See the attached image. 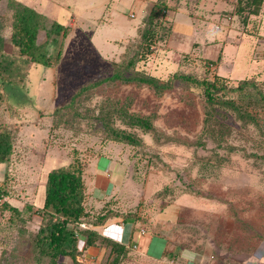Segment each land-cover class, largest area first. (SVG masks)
<instances>
[{
  "label": "rangeland",
  "instance_id": "374dc122",
  "mask_svg": "<svg viewBox=\"0 0 264 264\" xmlns=\"http://www.w3.org/2000/svg\"><path fill=\"white\" fill-rule=\"evenodd\" d=\"M17 1L44 12L49 22L57 20L58 7L71 12L90 8L84 17L91 25H76L68 29L65 37L50 38L46 47L50 65L31 63L10 42L12 11L7 7L8 0H0V36L6 42L3 47L0 40V128H6L12 137V152L6 161L0 162V198L6 204H0V264H49V259L41 257L35 246V234L43 222L35 213L39 208V189L49 170L76 158L82 163L83 171L94 159L115 162L112 175L117 179L113 181L112 202H118L119 207L114 211L140 212L142 222L147 223L144 227L167 203L176 201L181 205L177 222L168 225L167 235L174 246L203 249L217 259L220 249L226 253L261 251L264 248V103L256 101L259 97L253 87L223 94L224 99H232L241 104V109L255 114L256 121L248 122L239 119L229 107L216 106L205 124L203 88L179 79L173 82L171 91L162 95L155 94L147 85L119 81L89 89L74 105L73 109L82 116L77 123L70 121L77 117L63 106L80 86L110 76L124 55L126 61L132 60L126 74L138 71L164 81L175 72L197 79L219 77V82L228 88L236 87L242 79L253 78L264 90L262 48H256L254 43L247 50L239 45L236 51L229 43L224 51L232 60L219 57L217 46L210 42H219L222 19L204 16L198 7L199 0H165L166 5L170 3L166 7L169 11L165 9L157 18L151 52L144 57L138 33L143 22L135 35L119 42L130 23L141 21L139 14L135 19L129 17L138 0ZM179 7L183 12L177 10ZM111 10L113 13L109 14ZM107 14L108 25L93 26L97 15L106 18ZM114 14L120 18L115 20ZM178 16L184 23L191 22L194 31L176 26L169 48L173 50L167 53L168 38ZM242 20L239 18L235 23L242 27ZM109 36L116 37L119 40L116 45L121 43L122 49L119 56L106 59L100 53L105 54L108 49L101 41ZM222 39L229 40V35ZM45 40V31L40 30L37 42ZM194 41L198 47L192 46ZM178 42L184 44L185 51L174 50L178 49ZM64 44L67 50L54 60ZM110 102L129 112L154 115L153 125L158 132H145L114 118V127L133 133L141 144L133 146L110 140L92 117L101 105ZM30 107L35 109L31 112ZM57 108H61L59 112ZM61 115L66 122L55 127ZM8 119L15 124L8 127ZM27 121L36 125H30V130L25 126ZM27 204L33 208L27 209ZM82 245L79 241L78 264H109L107 252L89 259ZM140 260L139 255L131 253L120 264H141ZM55 264L73 262L70 257L60 256Z\"/></svg>",
  "mask_w": 264,
  "mask_h": 264
},
{
  "label": "trees",
  "instance_id": "16d2710c",
  "mask_svg": "<svg viewBox=\"0 0 264 264\" xmlns=\"http://www.w3.org/2000/svg\"><path fill=\"white\" fill-rule=\"evenodd\" d=\"M262 1L253 0L255 8L251 13L258 12V5ZM7 7L12 11L10 42L18 51V54L27 57L31 62L50 65L51 58L46 49L48 40L57 35L65 37L68 33V27L57 21L49 22V19L45 15L17 0H8ZM166 7L165 0H157L151 6L148 14L143 18L142 22L144 25L138 28L140 47L143 48L142 57L151 52L150 48L153 36L156 33L158 25L157 18ZM39 30H44L46 35V40L42 43L37 42ZM0 40L3 41L1 36ZM60 55L61 50H58L57 54L53 57L54 60H58ZM117 64L110 76L80 86L71 95L69 102L63 107L69 109L73 117H77L74 120H70L72 123H77L82 118L81 114L73 108L83 93H87L89 89L101 86L104 83H114L116 81L122 84L135 83L137 85H147L157 95L171 91L173 82L177 79L195 83L203 88V96L207 108L205 111V124L213 116V111L216 109V106L218 108L219 106L229 107L235 111L239 119H243L245 122L256 121L255 114L250 113L246 109H241V104H236L232 99L223 98V94L228 91L242 92L248 90L247 88L249 87H253V90H256L259 97L258 100H255L264 103V90L253 78L242 79L236 87L228 88L225 84L219 82V77H215L213 80H208L207 78L197 79L190 74L175 72L172 77L164 81L138 71H135L133 74H126V71L132 65V60L126 61L125 55L121 57V60ZM244 94L248 97L247 93ZM60 109L57 108V112ZM92 117L99 123L110 140L133 146L140 145L141 140L131 132L114 127L112 125L114 118H119L128 126L138 127L145 132H158L153 125L154 115H141L129 112L125 107L115 105L111 102L101 105L98 113ZM62 122L66 121H62L61 115L56 120L54 126L57 127ZM11 143L12 137L10 131L6 128H0V162L6 161L10 156L12 152ZM248 155L253 154L249 153ZM44 188L43 205L35 209V213L40 215L43 221L35 234V246L41 257H47L49 259V264H55L60 256L70 257L73 264H78L76 257L79 254L78 243L80 234L85 236L84 247L103 244L111 247L110 254H112V257L109 264H120L127 257L129 252L128 247L103 237L93 230L78 227L84 222L102 224L108 217L113 215H121L125 222L134 223L139 216L136 212L120 213L112 209H107L97 214L95 218H90L84 207L85 184L83 180V166L77 158L67 165L49 170L46 175ZM190 192V190L186 191V193ZM2 204L1 206H6V204ZM26 208L32 209L33 206L27 204ZM12 209L19 214L16 208Z\"/></svg>",
  "mask_w": 264,
  "mask_h": 264
},
{
  "label": "crops",
  "instance_id": "0c3cea01",
  "mask_svg": "<svg viewBox=\"0 0 264 264\" xmlns=\"http://www.w3.org/2000/svg\"><path fill=\"white\" fill-rule=\"evenodd\" d=\"M157 2V0H138L135 4L133 13H129V17L135 19L139 14L141 16V21H136V23H130L128 28L123 30L124 38L119 41L116 37H106L103 38L101 44L108 49L107 52L100 53L102 57L109 58L117 54L119 56L121 51V43L116 45V41L124 42L127 36H133L137 32L138 26L142 23L145 15L150 11L151 6ZM183 2V0H180ZM58 3V2H57ZM28 6V5H27ZM170 6V3L167 4V7ZM199 9L201 8L204 12V16L207 15L208 18L210 15L214 17L219 16L222 19V25H219V32L221 36H219V42L211 41L210 44L217 46L219 51V57L228 58L232 60V57L226 55L224 51L227 48V45L231 43V47L233 50L239 48V45L242 46L244 50L250 49L253 47L254 43L256 48H262L263 56H264V0L258 5V12L251 13V11L255 8V4L253 0H199ZM38 11L36 8L31 7ZM68 7H66L67 9ZM61 9V11H60ZM90 9V8H89ZM89 9L82 8L80 11L77 10L75 12H71L68 10H63L61 7H58L57 11V21L58 23L71 28V30L76 27V25H88V20L84 17L85 11ZM168 10V8H166ZM179 12H183V8L177 9ZM176 10V11H177ZM67 11V12H66ZM169 11V10H168ZM39 13L44 14L42 11H38ZM171 12V11H170ZM111 10L109 14H112ZM207 13V14H206ZM107 14V17L104 18L102 16H98L95 21L92 22L93 26L95 25H108L110 15ZM177 14V13H175ZM172 15V13H171ZM115 20L120 17H116L114 14ZM123 18V17H122ZM176 18V15L174 16ZM243 19V25L240 27L236 21ZM124 19V18H123ZM175 20V19H174ZM185 21H188L184 19ZM51 21V20H50ZM178 22H174L175 26L171 30V34L168 38V45H166V52L169 53L173 49L170 48V44L172 43V35L176 32V26L184 27L188 32H193L194 28L189 23L182 22L183 20H179V16L177 17ZM199 33L203 36L202 30L197 28ZM241 29V31L237 30ZM40 31V30H39ZM181 32V31H180ZM179 32V33H180ZM95 32L93 31V34ZM233 33H238L233 35ZM229 35V40L226 41L221 40L222 37ZM238 35V36H237ZM231 37V38H230ZM3 38V37H2ZM38 38V37H37ZM237 38V39H235ZM95 41V38H93ZM93 41V42H94ZM204 41L206 39L204 38ZM3 47L6 43L3 39ZM62 43V41H61ZM66 44V43H65ZM62 47L61 55H63L65 50H67V46ZM123 44V43H122ZM197 44L196 41L192 43V46ZM178 49H174L176 51L182 52L185 51L184 44L182 42H178ZM198 47L197 45H194ZM181 47V48H180ZM4 50V49H3ZM171 50V51H169ZM99 53V49H97ZM237 51V50H236ZM249 55L248 53H246ZM60 55V56H61ZM108 55V56H107ZM24 56H22L23 58ZM62 57V56H61ZM264 58V57H263ZM27 59V57H24ZM254 59V58H252ZM28 60V59H27ZM29 61V60H28ZM31 62V61H29ZM34 63V62H31ZM38 64V63H35ZM7 77V76H6ZM252 77V76H251ZM260 78V77H259ZM264 81V76H262ZM52 80V79H50ZM46 81V80H45ZM31 112L35 109V107H30ZM25 110V109H24ZM28 116L31 113L28 108ZM26 112V111H25ZM24 114V113H23ZM27 114V113H26ZM28 122V121H27ZM15 124V122H11L8 119L7 125ZM32 125L28 122L26 127H30ZM34 123L32 126H35ZM32 127H30L31 130ZM107 159H94L89 164V168L83 171V180L85 184V199H84V207L85 211L88 213L90 218H95L97 214L100 212H104L107 209L117 210L119 207L118 202L115 204L112 202L113 194L115 193L114 180L116 182L117 177L112 175V171L114 169L115 162H111ZM47 175V173H46ZM45 175V176H46ZM46 177L44 183L39 189L38 195V204L37 207H42L44 202V185H45ZM182 206L177 204L176 201H172L167 203L163 208H161L154 216L150 219L148 227H144L147 223H143L141 220L140 212L137 213L139 218L133 222H125L121 215H113L108 217L105 222L102 224H92L84 222V228L93 230L97 232L99 235L111 239L113 241L118 242L129 248V252L127 257L131 253H135L139 255L141 264H264V248L261 251H243L233 253L224 251L223 249L219 250V259L213 255H208L209 253L203 252V249H194L193 248H180L169 240L168 238V225L175 224L180 215ZM118 211V210H117ZM125 212L126 210H119V212ZM141 229H144V232H141ZM79 241L82 242V250L85 251V255L89 259H95L98 255H106L109 254L111 259L112 254H110L111 247L108 245H95L84 247L85 245V236L80 235ZM135 245L136 248L132 246ZM80 249V248H79ZM126 257V258H127Z\"/></svg>",
  "mask_w": 264,
  "mask_h": 264
},
{
  "label": "built area",
  "instance_id": "2783aa9c",
  "mask_svg": "<svg viewBox=\"0 0 264 264\" xmlns=\"http://www.w3.org/2000/svg\"><path fill=\"white\" fill-rule=\"evenodd\" d=\"M2 203V199L0 198V204ZM81 227H84V223L80 224ZM141 232L143 233L144 232V229H141ZM133 248H136L135 245L132 246Z\"/></svg>",
  "mask_w": 264,
  "mask_h": 264
}]
</instances>
